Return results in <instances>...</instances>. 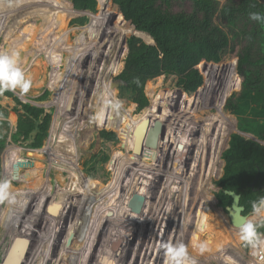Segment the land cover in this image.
<instances>
[{
    "label": "trees",
    "instance_id": "1",
    "mask_svg": "<svg viewBox=\"0 0 264 264\" xmlns=\"http://www.w3.org/2000/svg\"><path fill=\"white\" fill-rule=\"evenodd\" d=\"M98 2L99 0H91L92 5L84 10H95ZM107 2L109 7L106 12L108 11L109 19L116 20L111 25L105 21L104 15H95L89 11L80 12L78 10L83 9L77 8L75 5L76 8L73 7L69 0H0V35L5 33V41L12 40V29L6 27L3 18L7 16L6 12L9 9L13 10L18 6L29 9L16 19V25L31 15H38L43 18L41 38L48 37L56 30H63L64 33L71 18L82 14L89 16L90 20L86 25L75 29L78 31V36L74 42L70 44L69 39L66 40V43L56 39L59 41L58 45H60L61 50L70 53L66 59L64 76L58 80V83L52 82L50 84L53 89L56 88L55 103L58 108L68 101L67 96L78 66L76 63V58H79L77 57L78 49L86 46L93 47L94 45L87 39L89 30L93 26H100L105 29L111 26L118 32L117 36H112L108 34L109 30L104 31L102 35L105 39L104 42L108 45L110 43L107 48L109 49L108 58H106L108 63H103L104 66H97L98 72L93 86L86 84L84 87L81 86L79 91L80 95H82L83 90L85 95L89 94L98 101L103 100L102 94L105 92V101L100 111L99 129L109 128L121 132L127 153H118L112 158L109 166L114 170V177L109 185H103L96 181L106 182L111 177V172L106 167L110 159L108 144L119 142V137L114 131L102 130L100 134L102 148L88 158L84 165V172L88 179L81 173V167H78V174L83 177L79 188L80 195H87L92 198L106 189L122 185L120 178L124 171V160L140 161L145 156L143 154L138 156L133 153L132 134L142 119L149 114H151V118H154L153 109H148L141 118L137 119L133 114L134 105L131 104H137V111L150 105L145 87L147 82L155 81L159 77H163L166 82L172 81L171 86L181 88L185 92L183 102L186 101L193 108L198 107L199 100L195 98L212 81L213 76L217 73L216 69H223L229 64L233 74V83L230 84L231 90L240 87L241 89L228 93L224 107L222 97L218 103L219 110L211 118H201L202 123L208 129H215L218 126L224 128L223 140L216 154V162L221 161V154L228 145L230 133L236 130L232 123V117L227 114L236 116L239 131L253 134L259 140L264 141V21L258 22L250 19L252 12L264 14V0H117L120 11L115 13L111 11L112 6L115 5V0H107ZM123 16L127 23L124 22ZM132 25L144 32L137 31ZM145 32L153 37L155 45L148 47L144 40L152 43L153 39ZM129 35L134 36L127 38L126 46L124 39ZM57 37L55 36V38ZM126 49V56L122 60ZM227 52H232L239 57L237 71L234 64L235 58L231 54H226ZM57 54H62V52ZM220 55H222L221 58H217ZM204 57H206V61H209L208 65L207 62L201 63ZM57 59L54 57L52 60L57 61ZM59 60L63 62V56H60ZM199 64L203 82L198 85L194 95L189 98L186 93L190 94L200 81ZM112 75H117L115 78H120L126 82V84L118 87V98L128 106L131 105L130 107H125L116 97L110 86V76ZM147 89L152 95L151 83L148 84ZM50 93L51 91L47 89L36 100H46ZM0 96L9 97L15 101L18 123L22 126L21 135L28 141L29 147L42 148L50 133L52 112H44V109L24 101L13 91L0 89ZM178 113L176 119L180 121L178 125L181 126L178 128H184L186 132H190L192 129L186 124L189 121L182 120L180 113ZM165 116H171V114L164 113L163 119ZM127 121H129V127L125 130L123 127ZM10 127L8 111L0 103V176ZM259 140L246 139L244 135L238 132L231 134L229 146L222 154L225 166L222 177L217 181L218 186L232 188L239 180L251 178L255 173V166L251 161L252 156L258 159L262 174H264V145ZM146 141L150 142L148 138ZM177 143V139L167 143L170 146V151L168 150L169 153L167 152L162 162H164V171L169 172V174H161L163 175L161 182H168L172 176L173 170L167 169V165L168 163L173 165L169 160V155ZM151 153H147L145 156L147 158H143L144 161L152 159L157 162L159 153L155 150ZM116 161H118L117 164H115ZM36 172L39 175L38 170H35L29 177L37 176ZM216 175L215 170L210 179ZM156 176L159 177L156 174L155 179ZM216 196L219 207L229 204L232 200L221 190L217 192ZM261 196L258 193H250L242 198V203L246 205V212L252 210V202L260 199ZM213 199L216 202L215 197ZM86 201L87 199L83 198L80 202L81 212L84 210ZM212 212L211 208H206L203 211L204 226L196 233L201 239L214 227V222H211L210 219ZM78 225L77 222L74 223L71 230L73 235L79 234ZM258 231L264 233V227H260ZM244 249L249 251L250 247L244 245ZM195 264H197L196 261Z\"/></svg>",
    "mask_w": 264,
    "mask_h": 264
},
{
    "label": "rangeland",
    "instance_id": "2",
    "mask_svg": "<svg viewBox=\"0 0 264 264\" xmlns=\"http://www.w3.org/2000/svg\"><path fill=\"white\" fill-rule=\"evenodd\" d=\"M69 1L73 4V7L76 6L77 8L79 7L82 8L83 10L77 9L80 12L89 11L95 15H99V16L104 15L105 21L110 25L116 21L113 20V18L112 21L108 17V11L106 12V9L109 7V4L107 0H99L95 10H84V9H88L92 5V3H90L91 0H69ZM116 2L117 0H115V5H113L111 8V11L113 13L120 11ZM27 9L29 8L18 6L15 7L13 10L9 9L6 12L7 16H5L3 20L5 22L6 27L12 29V33H11L12 40L5 41V37H4L5 33L4 34L2 33V35H0V52L7 51L11 53L12 51L15 50H18L20 52L21 54L20 66L25 72V74L31 79L32 83L27 93H22L19 89L13 92L18 96L22 97L24 101L31 102L32 105L44 109V112H52L53 116H52V122L49 133L51 138V130L54 123V118L57 115L56 113L58 112L59 109L57 104L55 103L56 88L53 89L50 84L52 82L58 83V80L65 73L66 59H68V57L70 56L69 52L65 50L63 51L61 50L60 45H58L59 41H56V39L61 40V42L64 43H66V40L69 39V42L71 44V42H74V40L78 36L77 34L78 31H75V29L79 26L86 25L89 22L90 18L87 14H82L80 16L71 18L67 23V28L64 30V33L63 30H56L55 33L50 34L48 37L41 38L42 36L41 31L44 22L42 17L38 15H31L24 18L18 25L15 24L16 19H18L20 15L24 13V11H26ZM106 28L107 29L102 28L100 26H93L87 33V39L90 42H92L91 44H94L93 47L86 46L81 49H78L77 57L79 58L78 59L76 58V63L78 64V66L80 64L79 62L84 56L89 55V59H90L87 69L84 72L80 87L81 86L84 87L86 84L88 85L92 84L93 86V82L96 81L95 76L97 75L98 72L97 66H104L103 63H108V60L106 58H108L109 49L107 48L110 46V43L109 45L106 44L104 42L105 39L102 37V35L104 34L105 30H109L108 34H111L112 36L113 35L117 36L118 32L114 30V28L111 26ZM55 36L58 37L55 38ZM131 36L134 35H129L126 37L129 38ZM125 45L127 46V44ZM75 46L76 48H78L77 45ZM58 52H62V54H57ZM126 53H127V49L125 50V54L122 60L125 58ZM226 54L235 55L232 52H227ZM60 56H63V62L62 60L61 61L59 60ZM221 56L222 55L218 56L217 58H221ZM54 57L58 58L57 61L52 60ZM202 62H207V65L209 63V61H206V57H204L201 63ZM200 64L198 65V70H199L198 75L200 77V81L197 83V85L194 87L193 91L190 94L186 93L189 96V98L194 95L198 85H201L203 82L201 76ZM216 70L217 73H215V75L213 76L212 81L209 83L206 89L200 92L195 98L199 100V104L197 105L198 107H193V108L191 107V104H188L186 101L183 102L184 93H181L177 87L171 86L172 81L169 80L166 82L163 77H159L155 81L151 80L147 82L145 87V92L147 97H149L150 99V105H148L145 108V110L136 118L137 119L141 118V116L145 111H147L150 108L153 109L152 114H154L153 115L154 118H151V114L147 116L151 118L152 124L150 129L151 133L148 138L150 142L149 141L145 142V147H144L145 152H143V156L144 155L147 156V153L152 154L151 152L155 150L159 153L157 162H155L152 159L148 161H144L143 158H147L145 156L140 161H133V159L124 160L123 163L124 171L122 173V177L120 178V182L122 185L118 186L119 188H122L121 196L118 195L116 198L112 197V195L110 197L104 196V192L107 189L99 194H96V196L92 198L88 197L87 195L83 196L84 199H87L83 212L87 210L86 206L88 202H91L92 200H94V202H97L94 203L95 206L92 207V209L98 211L99 214L102 209H105L107 207H110L109 212L111 213L112 212L111 209L115 208V206L118 205L121 208L120 209L121 212L119 214L117 213L118 215H114V216H116L118 219L120 218L122 219L125 217L124 224H126L125 226L124 224L118 225L119 224L118 223L116 225V229L119 228L118 230L120 231L122 230V231L113 233L112 235L108 233V235L105 236L107 237V243L105 244L107 245L109 243L111 244V247H107L104 244L99 254L101 255L100 262L97 261L98 258L96 257V254L98 255V253L94 252V256H92V258L90 259L89 264L92 263L106 264V259L108 257H109V261L112 262V264H146L148 255H149L148 264H168V259L165 254V250L162 247L164 243L169 242L168 240L172 241L173 243L176 241H183L186 245H188L189 255L191 256L194 252L195 255L192 256L196 258V260L198 261L197 264H228L224 262L228 261L229 252L231 251V249L233 250L238 247H240V251L242 253L241 262L243 264H249L248 261L251 260L253 261V259L251 258L252 255L250 254L252 248H250L249 251H246L244 249V245L239 240L238 228L233 227L230 224L226 212L222 209V207H219L217 205L218 199L216 194L220 190L219 189L220 186H218L217 181L222 177L225 166V161L222 159V154L228 148L230 136L232 133H234V131L230 133L228 145L226 148H224L221 154V161H219L216 164V168L213 169L211 174L208 175L205 180V181L208 180L209 182L211 180L208 196L212 200V202H214L213 197H215L216 200V202L212 204V208H211L213 211L210 214L211 222H214L215 218L219 216L224 223L229 225V227L233 228V232L231 233L232 234L231 238L224 237L223 239H221V242L214 248L212 252L211 249H209L207 250L208 254H205V253H200L199 251H193L191 245V233L193 235H196V233L203 228L204 222H203V226L198 225L197 223L198 217H197L195 219L197 222L195 223L194 228H193V222H190L189 223L190 228L188 226L189 229L186 228L184 232L182 229L184 228L183 227L184 220H186L185 218H187L184 213L187 211L186 210L187 199H188L189 191L192 188V185H190V183L192 184V180H188L189 178L185 179L182 182L184 185L182 183L180 184V186L183 185L184 189L182 190L179 189V191L176 190L175 184L177 183V181L181 179V174L183 173L184 175L183 177H185V170L183 171L182 169L183 147L181 145L183 142H186L188 139H190L193 136H197L198 134H200L201 137H203V139L204 138L210 139L211 137H213L214 141H216V138L219 137L217 143H215L216 147H215L214 155H216V151L218 150V147L223 140V130H222L223 127L218 126L215 129H208L205 124H202L201 118H205V119L211 118L219 110L218 103H220L221 98L223 97V101H224L223 107H224L225 98L227 97L228 93H230L231 91L233 92L239 91V89L241 88L240 87L239 89L231 90L230 84L233 83L232 80L233 74L229 64H227L226 67L223 69H219V70L216 69ZM56 75L61 77L56 78L55 77ZM117 75L110 76V86H111V79H115ZM149 83H151L153 87L152 95H150V91L147 89ZM47 89L51 91L49 97L43 101L36 100V98L42 95ZM112 89L116 97L118 98V89L117 88H112ZM80 94L79 97L80 96L82 98L84 97V101L86 102L83 101V103L79 106L81 109L80 111L83 112V114H82V125L76 131V137H75L77 150L79 151L78 162L74 163L73 168H69L70 173L58 169V166H62L61 164H59V162L57 161L52 162L50 160L51 158L48 153L51 144V142H49L50 138L49 140H47L48 138L46 139L43 147L40 149H34L29 147L28 141L24 139L25 137L21 135L22 126H20V124L18 123V113L15 111V105H16L15 101L12 98L0 96V103L8 111V119L11 122L10 134L6 142V149L3 155L2 172L0 178L8 179L11 182V186H12L11 198L9 200L0 201V263H2L5 254L10 253L9 251H7V249L14 247L16 234L18 235L21 234V232L23 231V229H21L22 226L29 228L30 230L31 229L34 230L35 228L41 227V225L43 224L40 223L39 225L37 221L33 227H29L27 225L28 223H30L28 220H30L29 216L32 215L31 210L33 209L31 208L33 202H34L33 206L34 204H36L35 212L37 213V215H42L43 212H45V208H49V205L47 204L48 201L51 200L52 198H55L56 194L58 193L60 194L61 192L63 193V196L65 194V196L67 197L68 196L74 197L77 195L76 194L77 192L79 193V188L82 183L83 177L77 175L78 167L79 166L81 167V173L84 174L85 177L87 178L84 172V165L88 158H90L93 154L97 153L102 148V143H101L102 139L100 136L102 130L114 131L119 137V142L117 144H108V146L110 147L109 150L110 159L107 162L106 167L111 172V177L106 182L101 180H96V181H99L103 185H109V183L112 181L114 177V170H112L109 166L112 158L118 153H127L125 147L121 146V143H123V134L121 132L109 128L98 129L100 111L105 101V92L102 94L103 100H99V101L89 94L85 95L83 90H82V95ZM120 101L125 105V107H130L131 105H134L133 114L135 112H138L136 110L137 106L135 103L128 106L122 100ZM66 103L67 102L63 103L61 106H63ZM186 104L187 106H185ZM178 112L180 113L182 120L189 121V123L187 122L186 124L190 126L189 128L192 129L190 132H186L184 128H178L181 127L180 125H178L180 121L176 119L178 118L176 116ZM223 112L225 111L223 110ZM164 113L166 114L170 113L171 116H165L164 117L166 119L165 120L162 117ZM225 114L227 113L225 112ZM227 115H230V117H232L233 119L232 123L236 127L238 122L236 116L232 114H227ZM13 120H15L14 125H12ZM63 120L64 118L60 117V122ZM128 127H129V121L126 122L123 128L126 130ZM208 131H215V133L210 134ZM60 132L61 129L59 128L58 137ZM152 133L153 134L156 133L155 144L151 142ZM252 136L254 137V135ZM58 139L59 138L57 137L55 138V142L53 144L54 149H58V147L60 146ZM175 139L178 140V143L175 146V149L169 155V160L173 163V165L171 166L170 163H168L167 165V169L170 168L171 170H173V173L168 182L167 181L161 182V179L163 178V175L161 174H169V172L164 171V162H162L165 159V155H167V152L170 147L169 145H167V143L168 141L170 140L173 141ZM260 143L264 145V142L261 141ZM215 161H216V157H215ZM117 162L118 161L114 163L117 164ZM14 164H18V169L14 168ZM35 169H37L40 172L39 176H33L26 179L27 174ZM215 170L217 175L213 176L212 179H210L211 175L214 173ZM19 172L21 173L20 176L23 181H18V179H15L14 177L16 174L18 176ZM156 174L159 175V177L156 176L155 179ZM72 175L73 177H71ZM133 177L136 178L134 179ZM89 180H93V179H89ZM70 182L73 183V188L68 190L72 192H69L67 189L65 191V188ZM27 183L37 184V187L39 189L34 190V192H27L25 193L26 195L23 194L21 195V198L19 197L18 199H16L17 188ZM134 186L136 188L135 191L138 193L140 192L138 195H143L144 198L148 197L145 199L146 201H144L145 204L142 209V212L140 213L141 215H139V218H136L138 213L135 217L133 216V212L135 211H133L131 207H129L130 206L129 201L131 200V197H133V195H131L132 190L135 189ZM158 191H160V194ZM171 192H172L171 199H173V203H174L173 206L174 209H172L173 211H171L170 209L168 210L167 208L168 205L172 206V202L170 203L167 200L168 195ZM180 193L182 196H184L185 200H181V197L179 196ZM138 195L137 198H133L134 202H131L133 203L132 205L135 207H137L139 204V203L136 204L135 201L137 199L140 200L141 198V196ZM175 195L177 198L175 197ZM59 196H57V200H56L57 202H59V200L62 198V196L61 197ZM45 197H47V199ZM179 197L181 201L178 200ZM140 204H142L141 200H140ZM194 206L192 207V210ZM210 206L211 205H208L207 202H205L203 199L202 202H200L199 214L201 213V209L203 207L210 208ZM147 211L148 212L150 211V213L152 214L148 215V218L146 219L147 216L145 213ZM125 212H126V216H124ZM93 213L94 211L90 212V216L93 217ZM128 213L130 214L129 218H128L129 215ZM69 218L70 217L68 214L65 216L64 220L60 221V226L59 223L56 224V226L58 225V228L57 231L54 230L56 234V239L54 240L55 241L54 244H48L46 239H43L42 246L39 247L40 242L37 241L38 237L35 235L34 236L35 240L33 242L30 241L31 243L26 245L24 254L27 257V259L30 257V255L32 254V250L34 249V251L37 250L39 252L38 255H36V264H57L53 260V255H56L57 252L61 249L62 246L61 239L65 233V226L67 225V223H69ZM101 219L104 220L105 217ZM254 219H258L259 221L261 218L254 217ZM147 220H149L151 224L148 223ZM54 222L56 223L55 220ZM74 223H75L74 221L70 222L69 225L68 231L70 236H73L71 230L73 229ZM107 224L109 223H105L104 225L101 226L100 225L98 226L96 224L93 228L90 227V230H92L94 233V237H96L97 236L96 234L98 233L105 234L104 232L106 231L105 225ZM214 227H215V223H214ZM181 229L183 235H180ZM164 230H165V236L161 241L160 235ZM190 230H192V232ZM83 234L84 231L82 230V228L80 229L79 227V234L76 235L75 237L73 236V238L76 239L78 236L80 237L82 236V239H84ZM90 236L91 237L89 239L87 238L88 239L87 242H89L92 239V234ZM215 236L216 234L212 232L211 234L205 235L203 239H208V238L213 239ZM118 246H120L118 252L120 256L113 251V249ZM50 247H52V250L48 253V248ZM28 248L30 250L29 252H28ZM89 251L85 250L84 252L87 253ZM146 251H148V253ZM113 252L115 253V255H113ZM130 252L132 254L136 253L139 255L138 257H136V259L132 260L131 258H128L129 256L128 254ZM117 255H118V261L115 260V258H117ZM144 257H146V259ZM75 258L76 256L74 257V262H75ZM83 260L82 258H79V264L80 263L83 264L84 263ZM70 263H71L70 259L67 256V258H65V260L61 264H70ZM30 264H32V261L30 262Z\"/></svg>",
    "mask_w": 264,
    "mask_h": 264
},
{
    "label": "bare ground",
    "instance_id": "3",
    "mask_svg": "<svg viewBox=\"0 0 264 264\" xmlns=\"http://www.w3.org/2000/svg\"><path fill=\"white\" fill-rule=\"evenodd\" d=\"M63 76L64 75H62V77ZM55 77L56 78H58V77L60 78L61 76H57L56 75ZM80 98L82 99V103H83L84 97L82 98L80 96L79 99ZM79 99H77V102L74 105V111H76V108L81 105V103L79 102ZM84 102H86V101H84ZM65 107H66V104H64L63 106L59 107L58 108L59 110L56 113L57 115L54 118V123H53L52 130H51V138H50V141H49V142H51V144H50V150L48 151V153H49V156L51 158L50 160L52 162L58 161L59 159H61V160L63 159L61 161V164H63L62 167L64 166L63 169H65L68 173H70L69 168H71V166L73 165V163H77L78 162V152L79 151L77 150V144H76V141H75V137H76V131L82 125V114H83V112L80 111L81 109L79 107V110L78 111H80V112L78 113V116H77L78 119L77 120L76 119H72V117L74 116V112L72 113V112L67 111ZM60 117H63L64 118V120L61 121V122H60ZM98 123L100 124V118H99V122ZM14 124H15V120H13V124L12 125H14ZM99 124H98V129H99ZM59 128L61 129V132L59 133V137H58V129ZM203 128H204V126H203ZM222 130L224 131V128ZM208 132L210 134L211 133L212 134L215 133V131H208ZM80 133H81V130H80ZM56 137L59 138L58 141H59V145L61 146V147L59 146L60 148H58V149H54L53 148V144L55 142V138ZM218 139H219V137L216 138V141L213 140V137H211L210 139H207V138L206 139L205 138L203 139V137H201V135L198 134L197 136L191 137L186 142H183L182 145H181L183 147V150H182V154H183L182 155V161H183L182 167L183 168L182 169H183V171L185 170V177H183L184 176L183 173L181 174V172H180L181 179L179 181H177V183L175 184L176 190L179 191V189L180 190L184 189L183 188V185L184 184L182 182L185 179L189 178L188 180H192V184L190 183V185H192V188L189 191V195H188V199H187V208H186L187 211L184 213L185 216L187 217V218H185L187 221L184 220V223H183V227L184 228H182L183 229V232H184V230L186 228H188L190 222H193V228H194L195 223L197 222L195 219L197 217H198V222H197L198 225L203 226V221H202V219H203V211L206 208L203 207L201 209V213L199 214L200 202H202L203 199H204L205 202H207L208 205H211L210 208H212V204L214 203V202H212V200L208 196V191L210 189V187H209L210 186V182L208 180L207 181H205V180H206L207 176L211 174V172L213 171V169L216 168L217 162L215 161L216 155H214V154H215V147H216V144L215 143H217V140ZM69 141H70L71 145H68L67 148H66L65 146H66V144ZM56 142H57V140H56ZM79 142H81V141H79ZM62 146H64V148ZM61 148H63V151H61ZM216 154H217V151H216ZM54 158H56V159H54ZM14 168L18 169V164H14ZM14 177H15V179H18L19 178L17 176V174ZM181 183L183 184L182 186H180ZM71 188H73V183L72 182L68 183L66 189L67 190L68 189L70 190ZM134 188H135V186H134ZM172 188H174V187H172ZM121 189L122 188H119L118 186L111 187V188L107 189L104 192V196L110 197L112 195V197H115V198L118 195L121 196L122 195ZM135 190H136V188L132 190V194L130 193L131 195H133V197H131V202H134V199L133 198H137V195L140 193V192L139 193L136 192ZM119 191H121V192H119ZM173 192H174V190H173ZM25 193H26V191H24L23 188H22V189H20V195L19 196L21 197V195H23ZM171 195H172V192L168 195V199L167 200L170 203L172 202V206L171 205H168L167 208H168V210L170 209L171 211H173L172 209H174L173 208L174 203H173V199H171ZM138 196H140V195H138ZM179 196L181 197V200H185L184 199V196H182L181 193H180ZM56 197L57 196H55V198H53L51 200V202L49 204V208H47V211L49 213L55 215V216H59V213L61 212V210H62V208H63V206L65 204L66 198H65V196H63L59 200V202H60L59 204L61 205L60 206V210H59L58 213H55V212H51L50 211V207L53 204V202L56 200ZM175 197H176V195H175ZM180 197L178 199L179 201H181L180 200ZM146 198H148V197H146ZM114 202H115V200H114ZM114 202H113V204H114ZM135 203L136 204L139 203L138 206H140V200L137 199L135 201ZM194 204H195V206H194ZM193 206H194V208L192 210V207ZM120 209L121 208L118 205H116L115 208H112L111 209L112 210L111 213L109 212L110 207H107V208L101 210L100 215H99V221H98V224L97 225L98 226L99 225L101 226V225H104L105 223H109V224L105 225V230H106V231H104L105 234L98 233V234H96L97 236L94 237V233H93L92 230H91L90 233L87 234V231H86L85 227H82V230L84 231L83 238H85V244L88 243L87 241L91 237L90 235L92 234V239H91L92 240L91 241L92 248H91V252H87L86 253V252H84L85 251L84 250L81 255L76 256L75 262H78L79 263V258H82V260L84 259L83 260L84 263L82 261L83 264H89L90 263L89 262L90 259L92 258V256H94V255H92V253L97 252L98 254H100V251L102 249V246L105 243H107V237H105V236H107L108 233L112 235L113 233L121 232L122 231V230L121 231L118 230L119 228L116 229V225L118 223H119L118 225L124 224V221H125L124 218L125 217L122 218V219L121 218L118 219L116 216H114V215H118L121 212ZM140 213H138V215H137V213L133 212V216L135 217L137 215L136 218H139V215H141ZM130 214H131V212H130ZM130 214L128 215V218H129ZM124 216H126V212H125V215ZM104 217H105V219L102 220L101 218H104ZM118 217H120V216H118ZM200 217H202V218H200ZM126 221H129V220H126ZM214 223H215L214 229H212V231H210L208 233V234H211L213 232V233L216 234V236L213 239L210 238L211 239V244L209 246V249H211V252L221 242V239H223L224 237H230L231 238V236H232L231 233L233 232V228L232 227H229V225H227L226 223H224L219 216L215 218ZM124 225L126 226V224H124ZM181 225H182V223H181ZM89 226H90V224H89ZM189 228H190V226H189ZM182 229H181V234L180 235H183L182 234L183 233L182 232ZM192 230H190V231L192 232ZM164 236H165V230L160 235L161 241L163 240ZM193 236L194 235L191 233V238ZM16 240H15L14 247L8 248L7 251H9L10 253L8 255V258L7 257L5 258V260H4L5 262L3 264H24V260H25V257H26L24 253H25L26 245L29 244V240L26 237H21V238L16 237ZM201 240H204V239H201ZM168 241H170V240H168ZM161 244H162V242H161ZM107 247H111V244H108ZM119 249H120V246L115 247L113 249V251L120 256V254L118 253L119 252ZM192 249H193V251H198V249H195L194 247H192ZM258 249L259 248L254 249V251L257 252ZM114 252H113V255H115ZM203 253L208 254V251H205ZM118 255H117V258H115L116 261H118ZM192 255H195L194 252H193ZM192 255L190 257L193 260H195L196 262H198L196 260V258H194ZM241 256L242 255L239 253L238 248L233 249V250L231 249V251L228 254V261L227 262H224V263H228V264H243L241 262L242 261ZM54 257L55 256L53 255V258ZM85 257H86V259H85ZM18 259H20L21 262ZM250 262H251V264H264V261H261V262L260 261L253 262L252 260L251 261H248L249 264H250ZM107 263L112 264V262L109 261V257L106 259V264ZM32 264H36V258H34V260L32 261Z\"/></svg>",
    "mask_w": 264,
    "mask_h": 264
},
{
    "label": "flooded vegetation",
    "instance_id": "4",
    "mask_svg": "<svg viewBox=\"0 0 264 264\" xmlns=\"http://www.w3.org/2000/svg\"><path fill=\"white\" fill-rule=\"evenodd\" d=\"M112 21H110V22H112ZM79 102L82 104V99L81 98L79 99ZM78 110H79V107H77L76 108V111H74V116L72 117V119H76V120L78 119L77 116H78V113L80 112ZM68 145H71L70 141L66 144V146L65 145L64 146L67 148ZM64 146H62V147L64 148ZM58 148H60V147H58ZM63 148H61V151H63ZM54 159H56V158H54ZM62 160L59 159L57 162H60L59 164H61V161ZM29 165H31V164H29ZM61 165H63V164H61ZM73 166H74V163L71 166V168H73ZM58 169H61L62 171H66L65 169H63L62 166H58ZM35 170H37V169H35ZM35 170H32L31 172H29L27 174L26 179ZM20 175H21V173L19 172L18 173V177H19L18 178V181H23L21 179V176ZM77 175H79V174H77ZM37 176H39V175H37ZM71 177H73V175ZM261 177L264 178V174H262V171H261ZM248 179L249 178L247 177L246 179H242V181L246 182ZM240 181L241 180H239V182L237 184H235L231 189H235L234 187L237 186L240 183ZM22 188H23L24 191H26V193L27 192H34V190L39 189L37 187V184H32V183L24 184L23 186H20V187L17 188V198L16 199H18L20 197L19 196L20 195V189H22ZM236 190L238 191V189H236ZM65 191H66V188H65ZM69 192H72V191H69ZM158 192L160 194V191H158ZM65 193H67V192H65ZM76 194L77 195L74 196V197H70V196L67 197L64 194L66 200H65V204H64L61 212L59 213V216H55V215L49 213L47 211V208H45V212H43L42 215H37V213L35 212L36 204H34V206H33V203H34L33 202L32 203V208H31V209H33V210H31V212H32L31 214L32 215L29 216V219L30 220H28L30 223H28L27 225L29 227H33L36 224L37 221H38L39 225H40V223H43V224L41 225V227H39L40 229L39 228H35L34 230L33 229L30 230L29 228H26V227H23L22 226L21 229H23V231L19 235L16 234V237H19V238L26 237L29 240V243H31L30 241L33 242L35 240L34 239V236L36 235L38 237L37 241L40 242L39 243L40 244L39 247L42 246V240L43 239H46V241L48 242V244H54V242H55L54 240L56 239V234H55V231L54 230L57 231V228H58V225L56 226V224L59 223V226H60V221L61 220H64L65 219V216L69 214V217H70L69 218V223H67L68 226L66 225L67 226V229H66V226H65V233H64V235L62 236V239H61V244H62L61 249L57 252L56 255H54L55 257L53 258V260L57 264L58 263L61 264L65 260V258H67V256H68L69 259H70V262H71L70 264H79V263H75L74 262V257L75 256H78V255H81L84 250H88V251L90 250L89 252H91L92 246H91L90 243H91L92 240H90L87 243V245H86L85 244V238L82 239V236L81 237L78 236L76 239L73 238V236L75 237L76 235L70 236L69 235V231H68L69 230L70 222H73V221L77 222L79 224L78 227H80V229L82 227H85V229L87 231V234H88V233L91 232L90 226L92 228L93 226H95L96 224H98L99 215L100 214H99L98 211H95V209L94 210L92 209V207L95 206L94 203H97V202H94V200H92L91 202H89L87 204V206H86V209L87 210H85L84 212H81L82 210H81V204H80V202L82 201L83 196L80 195L78 192ZM78 195H80V196H78ZM56 196H59V197L62 196L63 197V193L60 192V194L58 193V194H56ZM261 197H263V196H261ZM45 198L47 199V197H45ZM16 199H15V201H16ZM51 200L48 201V203H47L48 205L50 204ZM56 200H57V197H56ZM56 200L51 205L50 211L51 212L58 213L59 210H60V206L61 205L59 204L60 202H57ZM231 202H232V200L230 201V203ZM223 206H225V205H223ZM93 211H94V213H93V217H92V216H90V212H93ZM145 214L147 216L146 217V219H147L148 218V215H151L152 213H150V211L149 212L147 211ZM54 220L56 221V223L54 222ZM147 222L150 223L149 220H147ZM89 224H90V226H89ZM108 244L107 245L105 244V245L108 246ZM38 250H39V248H38ZM51 250H52V247L48 248V252H50ZM29 251L30 250L28 249V252ZM131 252H132V250H131ZM131 252L128 254L129 255L128 258H131L132 260L136 259V257H138L139 254H136V253L132 254ZM146 252L148 253V251H146ZM38 253L39 252L37 250L34 251V249H33L32 250V254L30 255V257L28 259H27V257H25V260H24L25 264H30V262L33 261L34 258H36V255H38ZM92 255H94V253H92ZM96 257L98 258L97 261L100 262L101 255H99V254L97 255L96 254ZM144 258L146 259V257H144ZM148 258H149V255H148ZM148 258H147L146 264L149 263V259ZM92 264H95V263H92Z\"/></svg>",
    "mask_w": 264,
    "mask_h": 264
},
{
    "label": "clouds",
    "instance_id": "5",
    "mask_svg": "<svg viewBox=\"0 0 264 264\" xmlns=\"http://www.w3.org/2000/svg\"><path fill=\"white\" fill-rule=\"evenodd\" d=\"M250 19L254 21H264V14L260 12L250 13ZM21 54L18 50L11 53L0 52V89L15 91L19 89L22 93H27L31 87V79L25 74L20 66ZM11 182L6 178H0V201L11 198ZM218 202V201H217ZM252 215L261 218L259 221L249 218L242 223L239 228L240 242L252 249L264 248V234L258 229L264 227V197L252 202ZM211 239L201 240L198 235L191 238V245L203 253L209 249ZM162 247L168 258V264H195L189 255V246L183 241L173 243L169 241Z\"/></svg>",
    "mask_w": 264,
    "mask_h": 264
},
{
    "label": "water",
    "instance_id": "6",
    "mask_svg": "<svg viewBox=\"0 0 264 264\" xmlns=\"http://www.w3.org/2000/svg\"><path fill=\"white\" fill-rule=\"evenodd\" d=\"M116 3H117L118 8H119L118 2H116ZM123 20L125 23H127L124 16H123ZM132 26H134L135 29H137V27L135 25H132ZM137 31H140V30L137 29ZM140 32H144V31H140ZM145 33H147V32H145ZM147 34L153 39V37L149 33H147ZM136 36H138V35H136ZM144 41L147 43L148 47L155 45L154 39H153V43H150L146 40H144ZM125 44H127V37H125V39H124V45ZM147 50H146V52H147ZM232 56L235 58L234 64H235V68L237 71V64H238L239 57L237 55H232ZM89 60H90L89 55L84 56L81 59L80 64L75 71L74 79L72 81V85H71L69 95H68V99H67L68 101H67L66 107H65L66 110L69 112H72V113L74 112V105L76 104L77 99L79 98V94H80V91H79L80 84L82 82L84 72L87 69ZM123 68H124V66H123ZM241 81H242V79H241ZM124 84H126V82L120 78L111 79V87L112 88L118 89V87L120 85H124ZM178 90L181 93H185L182 91L181 88H178ZM136 106H137V104H136ZM145 108L146 107L142 108L138 112H135L134 117L139 116L145 110ZM150 129H151V118L150 117H146V118L142 119L136 125V127L133 131V134H132V140L134 142V147H133V153L134 154H136L138 156H141L143 154L145 142H146L147 138H149V136H150V134H149ZM234 132H238V133L244 135L246 137V139H254L255 138V136L253 137L252 134H250V133H245V132L239 131L237 125H236V130ZM49 138H50V134H49L47 140H49ZM155 140H156V133H154V134L152 133L151 142L155 144L156 143ZM255 140H259V139L255 138ZM259 141L261 142V140H259ZM262 142H264V141H262ZM121 146L125 147V144L121 143ZM251 161L255 166V173L251 178H249L246 182L241 180V182L239 183L238 186L235 187V189L223 188L221 186L219 188L221 191H223V193L225 195L230 196L232 199V202L230 204H226L225 206H223L222 209L226 212V214L229 218L230 224L236 228H239V226L242 223H244L245 220H247L249 218L254 219V216L252 215V210L249 212H246V205H244L242 203V198L245 197L246 195H249L250 193H258L264 197V178L261 177V167H260L259 161L254 156L251 157ZM87 179H88V177H87ZM236 189H238V191ZM140 196H141L140 200L142 201V204H140V206H138V207H134L131 203V200L129 201V205H130L129 207H131V209L133 211H135V213L142 212V209H143L144 204H145L144 203V201H145L144 196L143 195H140ZM255 220H258V219H255ZM8 255H9V253L5 254V256L2 260V263H0V264H3L5 262L4 260L6 257L8 258ZM18 260H20V259H18ZM20 262H21V260H20Z\"/></svg>",
    "mask_w": 264,
    "mask_h": 264
},
{
    "label": "built area",
    "instance_id": "7",
    "mask_svg": "<svg viewBox=\"0 0 264 264\" xmlns=\"http://www.w3.org/2000/svg\"><path fill=\"white\" fill-rule=\"evenodd\" d=\"M250 254L252 255V259H254L255 261H264V248H259L257 250V252H252V250L250 251Z\"/></svg>",
    "mask_w": 264,
    "mask_h": 264
},
{
    "label": "crops",
    "instance_id": "8",
    "mask_svg": "<svg viewBox=\"0 0 264 264\" xmlns=\"http://www.w3.org/2000/svg\"><path fill=\"white\" fill-rule=\"evenodd\" d=\"M241 89V88H240ZM239 89V90H240ZM253 135V134H252ZM215 202V201H214ZM203 221V220H202ZM239 244V243H238ZM239 253L242 255L241 251H240V247H238ZM253 253L255 252L254 249H252ZM253 262H255V260L253 259Z\"/></svg>",
    "mask_w": 264,
    "mask_h": 264
}]
</instances>
